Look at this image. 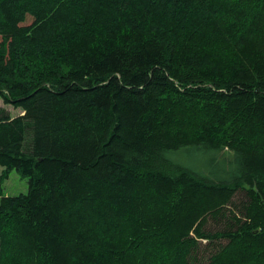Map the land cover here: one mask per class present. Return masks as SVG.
I'll return each instance as SVG.
<instances>
[{"label": "trees", "instance_id": "obj_1", "mask_svg": "<svg viewBox=\"0 0 264 264\" xmlns=\"http://www.w3.org/2000/svg\"><path fill=\"white\" fill-rule=\"evenodd\" d=\"M0 99V264H264V0H0Z\"/></svg>", "mask_w": 264, "mask_h": 264}, {"label": "rangeland", "instance_id": "obj_2", "mask_svg": "<svg viewBox=\"0 0 264 264\" xmlns=\"http://www.w3.org/2000/svg\"><path fill=\"white\" fill-rule=\"evenodd\" d=\"M0 107L8 110L12 117L23 114L21 109H15L11 105L5 104L2 99H0ZM165 157L174 164L184 166L205 181L226 180V171L232 169L233 166L232 153H228V151L215 153V151H209L203 147H182L179 150L166 153ZM2 172L3 169L0 167V175ZM28 190V178L23 177L17 171H12L9 178L3 182V193L5 196L26 194ZM244 200L245 193L240 191L234 198V203L239 205V203H242ZM226 222L223 219L220 221L209 219L207 229L211 231L223 230L227 225ZM202 243L206 244V242ZM222 243H226V241Z\"/></svg>", "mask_w": 264, "mask_h": 264}]
</instances>
